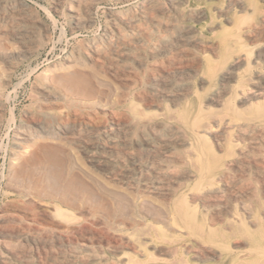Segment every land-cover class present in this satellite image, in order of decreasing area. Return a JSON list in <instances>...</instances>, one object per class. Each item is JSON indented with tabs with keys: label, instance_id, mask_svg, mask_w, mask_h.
<instances>
[{
	"label": "rangeland",
	"instance_id": "1",
	"mask_svg": "<svg viewBox=\"0 0 264 264\" xmlns=\"http://www.w3.org/2000/svg\"><path fill=\"white\" fill-rule=\"evenodd\" d=\"M5 1L6 3H4V7L6 9L4 8V11H6V13H9V14L11 13V15H13L12 16L13 18L12 17L9 18L8 14L6 15V17L5 15L0 14L1 16L0 17V69H1L0 70V73H1L0 81L2 80V78H7V82H6L7 85L3 81L0 82L1 83L0 84V94H1L0 95V105H1L0 106V109H1L0 110L1 112L0 113L1 114L0 115V126H1L0 127V212H1L0 221L3 220L0 222V237L4 236L6 237L5 239L8 238V240L10 241V244L11 245L13 244L12 246H14L17 250L21 249L24 252L26 251V254L28 255V260H30L28 261L29 262L28 264H41L43 262L45 263L47 253H50L51 250H52L51 251L52 253L59 252L61 250L60 247H62V244H69L71 246L74 245L78 247H84L86 245L91 246V248L96 249V252L102 258L104 257L106 261L108 260L107 261V263L109 262L108 264H121V259L124 256L145 259L149 255H151L150 253L152 252L155 257H160L161 256L160 252H156V250L152 248V246L154 245L170 246L173 259L170 262H165V264H234L238 258L237 252L239 251V249H242L243 247L241 245L243 242L240 239L237 240L234 238L232 240L224 239V240L217 241L215 244H213V248L223 251L222 253L223 255L219 258L208 259L206 262H200V260H198V258L196 257V253H195L196 248L194 245L190 244L191 238H199L198 234L200 233H198V231L204 232L205 230H208L209 226H211L210 220L212 216V211L214 210L212 209V211L211 210L205 211L203 203L197 200L196 198H194L193 194H191L192 190H190L189 188L194 187V184L196 183V181L195 180H187V181L179 180L178 181V179H175V178L174 179L172 178V180L170 179L169 181H166L165 179H162L161 177L155 178L154 174L148 169L147 166L150 165L149 162L151 161L152 158H156L159 156L166 157V155L169 153L167 152L168 151L167 149L172 146H169V144H164L163 141L162 143L160 141H156V142L153 141L155 144L151 142L150 145L147 146L142 142L141 143L138 142V140H136V137H134L133 135L125 133L122 127L128 122L129 112L131 109H135L141 112L142 111L150 112L151 115H153V112L162 113L163 114L162 116L165 117L166 120L170 121V118L168 116L170 111L168 108L172 107L173 109H176V111L183 114L186 118L191 119V117H193L194 114L196 113L199 104L203 105L209 99L212 93L215 92L216 85H214L213 80L215 78V75L217 74L216 70L218 69V71H220L222 68L227 67L228 65L232 64V62L239 63V67L237 69V74H235V78L231 80V86L233 85L232 91L230 94H228L225 97V99L226 100L228 99L227 105H230V107H235L237 100L239 99L237 96L236 90H235L236 89L235 84L237 85V81L244 79L245 77L252 76L256 72L261 71L260 73H264V67H263L264 60H262V62L260 60L259 62H257V64L254 62V57L258 51H262L264 53V50H263L264 49V46H263L264 45L263 43L264 42V32H263L264 30V18L263 17L264 16H261L264 14V0H243L245 2L246 11L241 10V8L237 6L235 0H232V1L231 0H186L184 2L185 6L187 7L190 6L189 8L191 9H196L200 7L202 9V14H204L202 15V17L201 16L199 18L195 17V19H193L192 22H190L188 19L185 21V24L192 23L193 25L192 33H193L194 40L192 42L187 41V40L185 41L182 40L180 44L181 46L179 48H177L176 50H172L171 53L169 54H162L159 49L160 48L159 44H157L158 42H155V41H158V37L160 36H163V37L168 36L167 38L175 37V34H177L178 32L163 30L164 32L159 31L158 33L154 31V34L148 37L144 44L133 46V49H132L133 51L130 56H127L125 58L114 57L115 60H112V63L114 62L117 66V69L115 71L111 70L108 64L99 65V63L96 64L95 61L93 62L89 59L88 54L90 51V42L92 39L98 38L99 36H101L104 29L108 25H110L111 19H109L110 16L108 15L110 8L115 10L116 12H121L123 14H129V15L131 14L135 16L138 14L139 7L141 6V4H143L146 0H137V1L136 0H129V1L128 0H109V1L108 0H97L98 5L94 13V24L91 26H83V27L77 28L74 30V33L72 31L73 29H72L71 16L68 12V9L71 6L73 0H68L67 2L66 0L64 1L62 0H50V1L49 0H37V1L36 0H26L29 4L28 13L22 12L20 7L16 4L15 0H5ZM55 3L58 4L57 9H55V5H56ZM191 3L192 5L194 4L193 7ZM40 4L42 6H40ZM249 7L250 8L252 7V8L250 9ZM8 10H11V11H8ZM35 10L37 12L34 13ZM62 10L64 11L62 12ZM224 12H227V13L224 15L222 14ZM19 15H22V16L19 17ZM42 16L44 19L42 18ZM223 18L225 19L223 20ZM41 19L43 20V22ZM259 20H261L262 22ZM253 21L255 22L252 23ZM27 22L29 25L26 24ZM139 24L141 27H146L145 26L146 24L143 21L139 22ZM3 25L5 27H3ZM48 29L49 30L51 29V30L47 32ZM244 29L247 31H244ZM21 30L24 32H22ZM61 33L63 36L60 35ZM126 33L128 36L130 35L129 38L133 36V34L131 32L129 33V31ZM257 33L259 35L256 36ZM58 35H59V38H57ZM222 39L224 40V42ZM200 40L202 41L200 42ZM24 43L27 45L28 51L26 52V54H21L20 49L23 48ZM253 44H256V45H253ZM12 45H15V46H12ZM184 45L186 46L184 47ZM31 46H35V49L34 47L32 48ZM40 47L42 48V50ZM81 47H84V48H81ZM158 49H159V53L157 51ZM255 49H257L258 51ZM73 50H74L73 53L80 59L78 60L79 62L62 63V57L65 56V54L71 53ZM83 53H86V54H83ZM215 53H216V56L214 55ZM14 54L16 55L14 56ZM20 54L22 55L23 58L21 57ZM171 54H173V56ZM133 55L136 58H134ZM239 58L242 60H240ZM211 60H216L218 68L215 70V72H213V70H209V65L211 63ZM12 62L16 65L11 64ZM18 66H21V67H18ZM123 66L124 68H122ZM33 67L34 69H32ZM88 67H91L92 70ZM158 67L161 69H159ZM75 69L76 71L78 70L79 71L76 72ZM88 69H90V71ZM19 72L21 73L20 76H19ZM68 73L70 76L68 75ZM33 77L35 78V80H33ZM161 80H163L166 83L168 82V85L164 86L163 85L164 82ZM31 83H33V86ZM155 84L157 86L159 85L158 87L160 88L164 87L166 89L165 91L167 92V94H170V96L167 95V96L159 97V98L154 96L155 97L154 98L153 92L150 91L151 90L150 87H152V85L154 86ZM19 85H22V86H19ZM42 85H45V86H42ZM46 89L49 90L50 92L47 91ZM129 91L130 93L132 91V93L130 94ZM147 93H148V96H147ZM171 95L173 96L172 98L177 97L175 104L174 102H172L170 98ZM136 98L137 100L140 99L139 103L136 100ZM149 98H150V101H148ZM147 101H148V104H146ZM52 102H54L53 103L54 105L52 104ZM160 102H162L163 104ZM159 104H160V107L158 106ZM34 106H36L35 109H34ZM63 106L64 108H66V110L63 108ZM161 106H163V108ZM60 109H64V110L62 111ZM84 109L87 111H85ZM125 111H126V114H125ZM121 117H123L124 119H122ZM92 128L94 129V131H92L93 130ZM15 129L16 131H14ZM106 131L109 135L106 133ZM18 134H20V138L18 137ZM117 134L119 135V137ZM72 135L73 136L75 135V136L73 137ZM14 136H17V137H14ZM113 136L116 139L112 138ZM11 141L13 143H11ZM20 141H22L23 143L21 142L20 144ZM115 141L121 142V143L116 144ZM209 141L211 143L210 149L212 151L218 152L219 151L218 148L214 145V143L211 142L212 139L200 140L197 144L198 146H201L204 144L209 145L208 143ZM112 145L113 147H111ZM170 145H174V144H170ZM95 149H98V150H95ZM85 151L88 153H86ZM165 151L167 153L166 155H165ZM110 157H113V158H110ZM117 163H119L120 165L122 163V166H120ZM189 167H191L190 164H189ZM251 167H253L252 170L254 171L251 170L248 172L249 174L247 175V178L245 181L246 183L243 182L242 184H239L240 186L237 188L238 189L237 192L238 193L241 191L243 192L246 189L251 190L252 195H253V203H254L253 210H254V213L258 215L259 214V202L261 201V199L264 200V184H263L262 177H258L256 174V171H255L256 166L252 165ZM144 170L146 172H144ZM178 170L180 171L181 168L170 171L172 173L168 172L166 177L172 176V174H175V173L176 174L179 173ZM36 171H38V173ZM126 173L128 174L129 178ZM150 175H152L151 176L152 178L150 177ZM172 177H174V175ZM31 178L33 181L31 180ZM110 178H112L111 179L112 181L110 180ZM118 180L120 181L118 182ZM128 180L130 182H128ZM157 180H159L160 182ZM69 181L73 183H70ZM133 182L135 183L133 184ZM259 184L261 187L259 186ZM146 185L147 186L150 185V186L147 187ZM148 188L151 189V191ZM165 188H167V190ZM163 190H166L167 192H169L170 195L164 192ZM158 191H163V193L159 194ZM155 196H157L158 198H154ZM120 199L123 202H121ZM230 203H231L233 212H235V210L238 211L237 202L235 200H231ZM121 204L123 207L121 206ZM11 205H13V208H11L12 207ZM113 205H114V208H113ZM148 205L150 206L152 205V206L150 207ZM177 205H179L182 208V211H184L185 216L188 215L192 219V223L194 225L193 227H195L197 232L192 227H187V225H185V228H182V229H179L178 226H176V224L174 223L173 217L176 216L174 212H176V210L178 209ZM147 206L149 209L147 208ZM216 208H219V206H216ZM147 210H149L148 211L149 213L147 212ZM165 211L168 214L167 213L165 214L164 213ZM128 212H129V215H128ZM225 217H230V216L225 215ZM99 218H101L102 221ZM27 219H29V221ZM176 219L179 220V218L177 217ZM130 220L132 222L133 221L135 222L132 223ZM137 224H140V225H137ZM221 225L222 224H218L216 227L219 228L221 227ZM96 227H97V230H96ZM103 227L104 228L108 227V228L104 230ZM78 231L80 234L77 233ZM20 235L22 236L21 239L18 238V236ZM3 239L0 238V242ZM79 239L80 241H78ZM238 243H240L239 244L240 246L236 247L235 245H237ZM153 250L155 251V253ZM155 254H159V255H155ZM30 257L32 259H30Z\"/></svg>",
	"mask_w": 264,
	"mask_h": 264
},
{
	"label": "bare ground",
	"instance_id": "2",
	"mask_svg": "<svg viewBox=\"0 0 264 264\" xmlns=\"http://www.w3.org/2000/svg\"><path fill=\"white\" fill-rule=\"evenodd\" d=\"M37 1V0H36ZM35 1V2H36ZM50 1V0H49ZM64 1V0H62ZM68 0H66L67 2ZM109 1V0H108ZM129 1V0H128ZM137 1V0H136ZM186 0H146L139 7L137 15L123 14L121 12H116L113 9H109V16L111 19L110 25H108L101 36L94 38L90 42V51L88 57L91 61H95L99 65L108 64L111 70L115 71L117 69L116 64L112 60L114 57H127L132 54L133 46L144 44L148 37L152 36L155 32L159 31H177L175 37L167 38L160 36L158 37L159 49L162 54H169L172 50H176L181 45L182 40L193 41V31L192 23L185 24L188 19L192 22L195 17H202V9L196 8L191 9L184 5ZM232 1V0H231ZM237 6L241 10H245V2L243 0H235ZM9 2V1H8ZM7 2V3H8ZM13 2V1H12ZM16 4L20 7L22 12H27L29 9V4L26 0H15ZM31 2V1H30ZM46 2V1H45ZM164 2V3H163ZM5 0H0V14L6 15L11 18L13 15L11 13H6L4 11ZM38 3V2H37ZM58 3V2H57ZM101 3V2H100ZM103 3V2H102ZM166 3V5H165ZM189 3V2H188ZM230 3V2H229ZM56 4V3H55ZM63 4V3H62ZM71 4V3H70ZM107 4V3H106ZM109 4V3H108ZM115 4V3H114ZM121 4V2H120ZM140 4V3H139ZM7 5V4H5ZM9 5V4H8ZM11 5V4H10ZM61 5V4H60ZM98 5L97 0H73L68 12L71 16L72 31L83 26H91L94 24V13ZM111 5V4H110ZM109 5V6H110ZM131 5V4H130ZM133 5V4H132ZM192 5V3H191ZM194 5V4H193ZM192 5V7H193ZM13 6V5H12ZM40 6H42L40 4ZM122 6V5H121ZM120 6V7H121ZM128 6V5H127ZM217 6V5H216ZM11 7V6H10ZM64 7V6H63ZM99 7V6H98ZM112 7V6H111ZM221 7V6H220ZM261 7V6H260ZM37 8V7H36ZM54 8V7H53ZM58 8V4L55 5V9ZM67 8V7H66ZM65 8V10H66ZM102 8V7H101ZM118 8V7H117ZM219 8V7H218ZM225 8V7H224ZM247 8V7H246ZM250 8V7H249ZM252 8V7H251ZM250 8V9H251ZM263 8V7H262ZM6 9V8H5ZM14 9V8H13ZM19 9V8H18ZM51 9V8H50ZM107 9V10H108ZM115 9V8H114ZM220 9V8H219ZM232 9V8H231ZM248 9V8H247ZM31 10V8H30ZM38 10V9H37ZM54 10V9H53ZM59 10V9H58ZM118 10V9H117ZM127 10V9H126ZM129 10V9H128ZM131 10V9H130ZM262 10V9H261ZM11 11V10H8ZM17 11V10H16ZM41 11V10H40ZM61 11V10H60ZM64 10H62L63 12ZM135 11V10H134ZM221 11V10H220ZM246 11V10H245ZM244 11V12H245ZM249 11V10H248ZM37 12L36 10L34 13ZM56 12V11H55ZM67 12V11H66ZM106 12V11H105ZM123 12V11H122ZM19 13V12H18ZM21 13V12H20ZM30 13V12H29ZM33 13V11H32ZM224 12L222 14H226ZM17 14V13H16ZM22 14V13H21ZM24 14V13H23ZM38 14V13H37ZM36 14V15H37ZM25 15V14H24ZM49 15V13H48ZM22 15H19V17ZM51 16V15H50ZM54 16V15H53ZM105 16V15H104ZM258 16V14H257ZM261 16H264L261 15ZM1 17V16H0ZM31 17V16H30ZM52 17V16H51ZM99 17V16H98ZM101 17V16H100ZM228 17V16H227ZM3 18V17H2ZM13 18V17H12ZM37 18V17H36ZM43 18V16H42ZM49 18V17H48ZM54 18V17H53ZM65 18V17H64ZM63 18V19H64ZM196 18V19H197ZM264 18V17H263ZM25 19V18H24ZM34 19V18H33ZM44 19V18H43ZM47 19V18H46ZM45 19V20H46ZM61 19V18H60ZM225 18H223L224 20ZM256 19V18H255ZM21 20V19H20ZM27 20V18H26ZM31 20V19H30ZM28 20V21H30ZM37 20V19H36ZM40 20V19H39ZM42 20V19H41ZM52 20V19H51ZM228 20V19H227ZM241 20V19H240ZM14 21V20H13ZM19 21V20H18ZM32 21V20H31ZM54 21V20H53ZM70 21V20H69ZM105 21V20H104ZM107 21V19H106ZM145 22L146 27H141L139 22ZM217 21V20H215ZM232 21V20H231ZM261 21V20H259ZM16 22V21H15ZM43 22V20H42ZM103 22V21H102ZM245 22V21H244ZM253 21L252 23H254ZM262 22V21H261ZM7 23V22H6ZM19 23V22H18ZM22 23V22H20ZM47 23V22H46ZM45 23V24H46ZM53 23V22H52ZM100 23V22H99ZM107 23V22H106ZM211 23V22H210ZM28 24V22L26 23ZM43 24V23H42ZM49 24V23H48ZM54 24V23H53ZM52 24V25H53ZM57 24V23H56ZM102 24V23H101ZM215 24V23H214ZM229 24V23H228ZM251 24V23H250ZM259 24V23H258ZM16 25V24H15ZM20 25V24H19ZM29 25V24H28ZM41 25V23H40ZM143 25V24H142ZM256 25V24H254ZM7 26V25H6ZM10 26V25H9ZM48 26V25H47ZM46 26V27H47ZM63 26V25H62ZM67 26V25H66ZM97 26V25H96ZM218 26V25H217ZM252 26V25H251ZM3 27H5L3 25ZM30 27V26H28ZM32 27V26H31ZM35 27V26H34ZM38 27V26H37ZM45 27V26H44ZM100 27V26H99ZM219 27V26H218ZM253 27V26H252ZM260 27V26H259ZM257 27V28H259ZM41 28V26H40ZM49 28V27H48ZM54 28V27H53ZM56 28V26H55ZM87 28V27H86ZM96 28V27H94ZM237 28V27H235ZM256 28V29H257ZM8 29V28H7ZM28 29V28H27ZM65 29V27H64ZM99 29V28H98ZM103 29V28H102ZM183 29V30H182ZM262 29V28H260ZM3 30V29H2ZM16 30V29H15ZM18 30V29H17ZM32 30V29H31ZM51 30V29H50ZM49 29L47 30L50 31ZM53 30V29H52ZM60 30V29H59ZM88 30V29H87ZM101 30V29H100ZM252 30V29H251ZM259 30V29H258ZM14 31V30H13ZM19 31V30H18ZM22 31V30H21ZM26 31V30H25ZM71 31V30H70ZM131 32L133 36L129 38L126 32ZM244 31H247L244 29ZM12 32V31H10ZM24 32V31H22ZM32 32V31H31ZM67 32V31H66ZM82 32V31H81ZM96 32V31H95ZM164 32V31H163ZM171 32V33H172ZM250 32V31H249ZM252 32V31H251ZM264 32V30H263ZM3 33V32H2ZM39 33V31H38ZM60 33V32H59ZM89 33V32H88ZM161 33V32H160ZM242 33V32H241ZM248 33V32H247ZM253 33V32H252ZM8 34V33H7ZM18 34V33H17ZM24 34V33H22ZM80 34V33H79ZM90 34V33H89ZM205 34V33H204ZM246 34V33H244ZM5 35V34H4ZM12 35V34H11ZM39 35V34H38ZM62 35V33L60 34ZM259 35L258 33L256 36ZM14 36V35H13ZM16 36V35H15ZM21 36V35H20ZM31 36V35H30ZM29 36V37H30ZM63 36V35H62ZM80 36V35H79ZM170 36V35H169ZM205 36V35H204ZM243 36V35H242ZM11 37V36H10ZM28 37V36H27ZM78 37V36H77ZM94 37V36H93ZM21 38V37H19ZM33 38V37H32ZM38 38V37H37ZM59 38V35L58 37ZM61 38V37H60ZM84 38V37H83ZM245 38V37H244ZM252 38V37H251ZM10 39V38H9ZM14 39V38H13ZM62 39V38H61ZM79 39V38H78ZM86 39V38H85ZM197 39V38H196ZM201 39V38H200ZM209 39V38H208ZM11 40V39H10ZM47 40V39H46ZM56 40V39H55ZM70 40V39H69ZM150 40V39H149ZM223 40V39H222ZM22 41V39H21ZM27 41V40H26ZM34 41V40H33ZM54 41V39H53ZM61 41V40H60ZM86 41V40H84ZM83 41V42H84ZM197 41V40H196ZM202 40H200L201 42ZM210 41V40H209ZM12 42V41H11ZM16 42V41H15ZM74 42V40H73ZM151 42V41H150ZM154 42V41H153ZM204 42V41H203ZM224 42V40H223ZM222 42V43H223ZM242 42V41H241ZM263 42V41H261ZM20 43V42H19ZM34 43V42H33ZM50 43V42H49ZM55 43V42H54ZM69 43V42H68ZM249 43V42H248ZM264 43V42H263ZM5 44V43H4ZM30 44V43H29ZM38 44V43H36ZM41 44V43H40ZM83 44V43H82ZM89 44V43H88ZM148 44V43H147ZM207 44V43H206ZM217 44V42H216ZM229 44V43H228ZM235 44V43H234ZM8 45V44H7ZM68 45V44H67ZM149 45V44H148ZM215 45V44H214ZM232 45V43H231ZM246 45V44H245ZM250 45V44H249ZM256 45V44H253ZM6 46V45H5ZM11 46V45H10ZM15 46V45H12ZM49 46V45H48ZM74 46V45H73ZM80 46V45H79ZM145 46V45H144ZM155 46V45H154ZM186 45H184L185 47ZM206 46V45H205ZM212 46V44H211ZM236 46V45H235ZM248 46V45H247ZM261 46V45H260ZM264 46V45H263ZM32 48L35 46H31ZM30 47V48H31ZM75 47V46H74ZM73 47V48H74ZM86 47V46H85ZM204 47V46H203ZM207 47V46H206ZM218 47V46H217ZM227 47V46H226ZM241 47V46H240ZM245 47V46H244ZM5 48V47H4ZM41 48V47H40ZM84 48V47H81ZM154 48V47H153ZM201 48V47H200ZM215 48V47H214ZM159 49L157 50L159 53ZM184 49V48H183ZM188 49V48H187ZM209 49V48H208ZM211 49V48H210ZM18 50V49H17ZM21 54H26L27 45L24 43L23 48L20 49ZM19 50V51H20ZM42 50V48H41ZM63 50V49H62ZM81 50V49H79ZM136 50V49H135ZM156 50V49H155ZM186 50V49H185ZM190 50V49H189ZM203 50V49H202ZM234 50V49H233ZM257 50V49H255ZM261 50V49H260ZM264 50V49H263ZM15 51V50H14ZM40 51V49H39ZM83 51V49H82ZM81 51V52H82ZM182 51V50H181ZM192 51V49H191ZM235 51V50H234ZM258 51V50H257ZM11 52V51H10ZM35 52V51H34ZM33 52V53H34ZM74 50L65 54L62 57V63L79 62L80 60L74 53ZM80 52V51H79ZM184 52V51H183ZM189 52V51H188ZM213 52V51H212ZM13 53V52H12ZM16 53V52H15ZM19 53V52H18ZM66 53V52H65ZM227 53V52H226ZM4 54V53H3ZM8 54V53H7ZM20 54V55H21ZM35 54V53H34ZM33 54V55H34ZM86 54V53H83ZM150 54V53H149ZM230 54V53H229ZM264 53L258 51L254 57V62L257 64L261 60H264ZM16 54H14L15 56ZM139 55V53H138ZM145 55V54H144ZM148 55V54H147ZM173 56V54H171ZM216 56V53L214 54ZM235 55V54H234ZM239 55V54H237ZM252 55V54H251ZM10 56V55H9ZM8 56V57H9ZM26 56V55H25ZM61 56V55H60ZM84 56V55H83ZM134 56V55H133ZM167 56V55H166ZM177 56V55H176ZM197 56V55H196ZM236 56V55H235ZM11 57V56H10ZM22 57V55H21ZM87 57V56H86ZM85 57V58H86ZM151 57V56H150ZM169 57V55H168ZM182 57V55H181ZM198 57V56H197ZM224 57V56H223ZM240 57V56H239ZM244 57V56H243ZM252 57V56H251ZM23 58V57H22ZM46 58V57H45ZM134 58H136L134 56ZM144 58V56H143ZM163 58V56H162ZM191 58V57H190ZM199 58V57H198ZM132 59V58H131ZM141 59V58H140ZM189 59V58H188ZM197 59V58H196ZM202 59V58H201ZM238 59V58H237ZM240 59V58H239ZM253 59V58H252ZM11 60V59H9ZM26 60V59H25ZM38 60V59H37ZM61 60V59H60ZM86 60V59H85ZM145 60V59H144ZM163 60V59H162ZM182 60V58H181ZM236 60V59H235ZM242 60V59H240ZM8 61V60H7ZM18 61V60H17ZM16 61V62H17ZM120 61V60H119ZM152 61V60H151ZM154 61V60H153ZM175 61V60H174ZM247 61V60H246ZM21 62V61H20ZM60 62V61H59ZM124 62V61H123ZM150 62V61H148ZM159 62V61H158ZM169 62V60H168ZM196 62V61H195ZM235 62V61H234ZM34 63V62H33ZM32 63V64H33ZM55 63V62H54ZM86 63V61H85ZM90 63V62H89ZM127 63V62H126ZM131 63V62H130ZM129 63V64H130ZM134 63V62H133ZM157 63V62H156ZM183 63V62H182ZM189 63V62H188ZM187 63V64H188ZM7 64V63H5ZM11 64H14L13 62ZM52 64V63H51ZM84 64V63H82ZM144 64V63H143ZM171 64V63H169ZM173 64V63H172ZM181 64V63H180ZM263 64V63H262ZM16 65V64H14ZM30 65V64H29ZM149 65V64H148ZM147 65V67H148ZM161 65V63H160ZM158 65V66H160ZM241 65V64H240ZM26 66V65H25ZM65 66V64H64ZM75 66V65H74ZM73 66V67H74ZM94 66V65H92ZM155 66V65H154ZM167 66V65H166ZM173 66V65H171ZM185 66V65H183ZM187 66V65H186ZM194 66V65H193ZM201 66V65H200ZM258 66V65H257ZM263 66V65H262ZM261 66V67H262ZM21 67V66H18ZM71 67V66H70ZM239 63H233L227 67L222 68L218 71V66L216 60H211L209 65V70H213L216 75L214 78V85H216L215 92L209 97V99L202 105L199 104L196 113L193 117L186 118L183 114L176 111L172 107L169 109L170 121L163 117L162 113H155L153 115L146 111H137L131 109L129 112V120L122 127L124 132L131 134L136 137L138 142H142L145 145H150L151 142L162 141L164 144H169L172 146L165 151L166 157L159 156L152 158L149 162L148 169L154 174L155 178L161 177L166 181L172 178L178 179V181L183 180H195L196 183L194 187L189 188L192 190L193 197L203 203L205 211L214 209L212 211V216L210 220V225L208 230L204 232L198 231L199 238H191L192 245L195 246L196 257L200 262H206L208 259H215L221 257L223 251L214 249L213 244L219 240L224 239H237L241 240L243 247L239 249L237 261L234 264H264V200L261 199L259 202V214L254 213V203L253 195L250 189H246L243 192H237V188L246 181L248 172L252 170V165L256 166V174L258 177H262L264 184V73L256 72L254 75L245 77L244 79L238 80L236 87V93L238 96L237 103L235 107H230L227 105L225 97L231 93L232 87L231 80L235 78L237 74V69ZM260 67V65H259ZM264 67V66H263ZM24 68V67H23ZM31 68V67H30ZM36 68V67H35ZM82 68V66H81ZM91 69V67H88ZM103 68V67H102ZM124 68V66L122 67ZM159 68V67H158ZM18 69V68H17ZM34 69V67L32 68ZM85 69V68H84ZM90 69H88L90 71ZM95 69V68H94ZM161 69V68H159ZM178 69V68H177ZM196 69V68H195ZM1 70V69H0ZM7 70V69H6ZM27 70V69H26ZM25 70V71H26ZM31 70V69H30ZM72 70V69H71ZM92 70V69H91ZM104 70V69H102ZM101 70V71H102ZM153 70V69H152ZM194 70V69H193ZM33 71V70H32ZM73 71V70H72ZM76 71V69H75ZM79 71V70H78ZM76 71V72H78ZM85 71V70H84ZM87 71V70H86ZM106 71V69H105ZM118 71V70H117ZM148 71V70H147ZM172 71V70H171ZM252 71V69H251ZM257 71V70H255ZM254 71V72H255ZM259 71V70H258ZM2 72V71H1ZM74 72V71H73ZM82 72V71H81ZM100 72V71H99ZM108 72V71H107ZM133 72V70H132ZM141 72V71H140ZM145 72V70H144ZM163 72V71H162ZM169 72V71H168ZM183 72V71H182ZM200 72V71H198ZM26 73V72H25ZM31 73V72H30ZM86 73V72H85ZM127 73V72H126ZM130 73V72H129ZM167 73V72H166ZM180 73V72H179ZM248 73V72H247ZM1 74V73H0ZM19 72V76H20ZM78 74V73H76ZM107 74V73H106ZM105 74V75H106ZM139 74V73H138ZM141 74V73H140ZM157 74V73H155ZM189 74V73H188ZM6 75V74H4ZM53 75V74H52ZM59 75V74H58ZM69 75V73H68ZM86 75V74H85ZM109 75V73H108ZM151 75V74H149ZM180 75V74H179ZM183 75V74H182ZM1 76V75H0ZM24 76V75H23ZM22 76V77H23ZM70 76V75H69ZM113 76V75H112ZM119 76V75H118ZM132 76V75H131ZM143 76V75H142ZM171 76V75H170ZM173 76V75H172ZM29 77V76H28ZM72 77V76H71ZM81 77V76H80ZM89 77V76H88ZM160 77V76H159ZM158 77V78H159ZM193 77V76H192ZM2 78V77H1ZM9 78V77H8ZM43 78V77H42ZM49 78V77H48ZM56 78V77H55ZM157 78V79H158ZM162 78V77H161ZM186 78V77H185ZM13 79V77H12ZM23 79V78H22ZM80 79V78H79ZM125 79V78H124ZM137 79V78H136ZM160 79V78H159ZM168 79V78H167ZM188 79V78H187ZM10 80V79H9ZM18 80V79H17ZM21 80V79H20ZM33 80L35 78L33 77ZM134 80V79H133ZM138 80V79H137ZM143 80V79H142ZM5 84L7 78H2ZM0 81V82H1ZM12 81V80H11ZM29 81V80H28ZM56 81V80H54ZM136 81V80H135ZM141 81V80H140ZM163 81V80H161ZM166 81V80H165ZM169 81V80H168ZM175 81V80H174ZM196 81V80H195ZM202 81V80H200ZM235 81V80H234ZM79 82V81H78ZM120 82V81H119ZM133 82V81H132ZM138 82V81H137ZM164 82V81H163ZM11 83V82H10ZM18 83V82H17ZM44 83V82H43ZM76 83V81H75ZM93 83V82H92ZM199 83V82H198ZM1 84V83H0ZM9 84V83H8ZM20 84V83H19ZM23 84V82H22ZM33 86V83H31ZM140 84V83H138ZM142 84V82H141ZM171 84V83H170ZM189 84V83H188ZM201 84V83H200ZM203 84V83H202ZM7 85V84H6ZM17 85V84H16ZM15 85V86H16ZM55 85V84H54ZM61 85V84H60ZM83 85V84H82ZM131 85V84H130ZM136 85V84H135ZM148 85V84H147ZM150 85V84H149ZM164 86L168 85V82H164ZM175 85V84H174ZM22 86V85H19ZM45 86V85H42ZM65 86V84H64ZM70 86V84H69ZM128 86V85H127ZM132 86V85H131ZM138 86V85H137ZM159 86V85H158ZM156 84L150 87V91L153 92V97L156 96L164 97L170 96L165 91L164 87L160 88ZM41 87V86H40ZM178 87V86H176ZM175 87V89H176ZM205 87V86H204ZM48 88V87H47ZM63 88V87H62ZM65 88V87H64ZM82 88V87H81ZM89 88V87H88ZM126 88V86H125ZM130 88V87H129ZM173 88V87H172ZM208 88V87H207ZM37 89V88H36ZM44 89V88H43ZM60 89V88H59ZM80 89V87H79ZM87 89V88H86ZM133 89V88H132ZM181 89V88H179ZM189 89V88H188ZM47 90V89H46ZM52 90V89H51ZM55 90V89H54ZM74 90V89H73ZM97 90V89H96ZM110 90V89H109ZM134 90V89H133ZM136 90V89H135ZM174 90V89H173ZM15 91V90H14ZM41 91V90H40ZM45 91V90H44ZM49 91V90H47ZM76 91V90H75ZM122 91V90H121ZM170 91V90H169ZM172 91V90H171ZM35 92V91H34ZM50 92V91H49ZM53 92V91H52ZM60 92V91H59ZM58 92V93H59ZM104 92V91H103ZM146 92V90H145ZM178 92V91H177ZM188 92V91H187ZM203 92V91H202ZM37 93V92H36ZM54 93V92H53ZM57 93V94H58ZM111 93V92H110ZM128 93V92H126ZM125 93V94H126ZM130 93V91H129ZM132 93V91H131ZM130 93V94H131ZM176 93V92H175ZM210 93V92H209ZM16 94V93H15ZM33 94V93H32ZM35 94V93H34ZM49 94V93H48ZM51 94V93H50ZM137 94V93H136ZM1 95V94H0ZM5 95V93H4ZM3 95V96H4ZM41 95V94H39ZM54 95V94H53ZM150 95V94H149ZM62 96V95H60ZM92 96V95H91ZM114 96V95H113ZM128 96V95H127ZM126 96V97H127ZM137 96V95H136ZM135 96V97H136ZM148 96V93H147ZM192 96V94H191ZM194 96V95H193ZM2 97V96H1ZM44 97V96H43ZM58 97V96H57ZM76 97V96H75ZM134 97V96H133ZM172 102H176V98H172ZM234 97V96H233ZM4 98V97H3ZM2 98V99H3ZM38 98V97H37ZM42 98V97H41ZM121 98V97H120ZM141 98V97H140ZM155 98V97H154ZM46 99V97H45ZM87 99V98H86ZM103 99V98H102ZM123 99V98H122ZM121 99V101H122ZM195 99V97H194ZM231 99V98H230ZM36 100V99H35ZM66 100V99H65ZM126 100V99H125ZM137 100V98H136ZM140 100V99H139ZM139 100L138 103H139ZM142 100V99H141ZM181 100V99H180ZM202 100V99H201ZM42 101V100H41ZM54 101V100H53ZM57 101V100H56ZM77 101V100H76ZM144 101V100H143ZM150 101V98L149 100ZM148 101L146 104H148ZM159 101V100H158ZM163 101V100H162ZM233 101V100H232ZM4 102V101H3ZM2 102V103H3ZM39 102V101H38ZM47 102V101H46ZM157 102V101H156ZM195 102V100H194ZM36 103V102H35ZM54 102H52L53 104ZM63 103V101H62ZM126 103V102H125ZM155 103V102H154ZM162 103V102H160ZM165 103V102H164ZM56 104V102H55ZM163 104V103H162ZM4 105V104H3ZM36 105V104H35ZM54 105V104H53ZM52 105V106H53ZM66 105V104H65ZM64 105V106H65ZM68 105V104H67ZM71 105V104H70ZM105 105V104H104ZM157 105V104H156ZM169 105V104H168ZM195 105V104H194ZM1 106V105H0ZM41 106V105H40ZM48 106V105H47ZM63 106V108H64ZM73 106V105H72ZM121 106V105H120ZM160 107V104L158 105ZM170 106V105H169ZM36 106H34L35 109ZM45 107V105H44ZM76 107V106H75ZM118 107V106H117ZM149 107V106H148ZM163 108V106H161ZM178 107V106H177ZM50 108V107H49ZM60 108V107H59ZM78 108V107H77ZM76 108V109H77ZM138 108V107H137ZM6 109V108H5ZM29 109V108H28ZM38 109V108H37ZM44 109V108H43ZM66 110V108H64ZM60 109V110H64ZM74 109V107H73ZM81 109V108H80ZM98 109V108H97ZM118 109V108H117ZM142 109V108H141ZM145 109V108H144ZM1 110V109H0ZM33 110V109H32ZM59 110V112H60ZM69 110V108H68ZM78 110V109H77ZM85 110V109H84ZM128 110V109H127ZM140 110V109H139ZM46 111V110H45ZM44 111V112H45ZM87 111V110H85ZM110 111V110H109ZM155 111V110H154ZM47 112V111H46ZM72 112V111H71ZM77 112V111H76ZM160 112V111H159ZM1 113V112H0ZM9 113V112H8ZM11 113V112H10ZM39 113V112H38ZM37 113V114H38ZM41 113V112H40ZM52 113V112H50ZM80 113V112H78ZM42 114V113H41ZM47 114V113H46ZM58 114V113H57ZM65 114V113H63ZM85 114V113H84ZM94 114V113H93ZM126 114V111H125ZM128 114V113H127ZM1 115V114H0ZM33 115V114H32ZM70 115V114H69ZM82 115V114H81ZM80 115V116H81ZM86 115V114H85ZM95 115V114H94ZM119 115V113H118ZM5 116V115H4ZM49 116V115H48ZM87 116V115H86ZM114 116V115H113ZM121 116V115H120ZM128 116V115H127ZM59 117V115H58ZM64 117V115H63ZM69 117V116H68ZM73 117V116H72ZM85 117V116H84ZM126 117V116H125ZM190 117V116H189ZM10 118V117H9ZM40 118V117H39ZM42 118V117H41ZM70 118V117H69ZM83 118V116H82ZM113 118V117H112ZM124 119L123 117H121ZM7 119V117H6ZM46 119V118H45ZM57 119V118H56ZM55 119V120H56ZM91 119V118H90ZM3 120V119H2ZM5 120V119H4ZM52 120V119H51ZM61 120V118H60ZM67 120V119H66ZM71 120V119H70ZM11 121V120H10ZM57 121V120H56ZM87 121V120H86ZM117 121V120H116ZM5 122V121H4ZM49 122V121H48ZM119 122V121H118ZM56 123V122H55ZM59 123V121H58ZM122 123V122H121ZM23 124V123H22ZM63 124V122H62ZM68 124V123H67ZM66 124V125H67ZM70 124V123H69ZM25 125V124H24ZM73 125V124H72ZM84 125V124H83ZM111 125V124H110ZM31 126V125H30ZM45 126V125H44ZM49 126V125H48ZM47 126V127H48ZM54 126V125H53ZM57 126V125H56ZM55 126V127H56ZM60 126V125H59ZM87 126V125H86ZM91 126V125H90ZM89 126V127H90ZM1 127V126H0ZM18 127V126H17ZM16 127V128H17ZM78 127V126H77ZM92 127V126H91ZM100 127V126H99ZM104 127V126H103ZM108 127V126H107ZM116 127V126H114ZM113 127V129H114ZM35 128V127H34ZM61 128V127H60ZM66 128V127H65ZM75 128V127H74ZM111 128V127H110ZM23 129V128H22ZM44 129V128H43ZM52 129V128H51ZM73 129V128H72ZM81 129V128H80ZM85 129V128H84ZM91 129V128H90ZM93 129V128H92ZM95 129V127H94ZM94 129L92 131H94ZM102 129V128H101ZM116 129V128H115ZM75 130V129H74ZM82 130V129H81ZM87 130V129H86ZM107 130V129H106ZM121 130V129H120ZM16 131V129L14 130ZM23 131V130H22ZM31 131V130H30ZM49 131V130H48ZM102 131V130H101ZM109 131V129H108ZM122 131V130H121ZM33 132V131H32ZM61 132V131H60ZM67 132V131H66ZM71 132V131H70ZM88 132V131H87ZM96 132V131H95ZM111 132V131H110ZM119 132V130H118ZM20 133V132H19ZM23 133V132H22ZM37 133V132H36ZM47 133V132H46ZM62 133V132H61ZM107 133V131H106ZM17 134V133H16ZM32 134V133H31ZM30 134V135H31ZM63 134V133H62ZM76 134V133H74ZM91 134V133H90ZM94 134V133H93ZM108 134V133H107ZM116 134V133H115ZM15 135V134H14ZM23 135V134H22ZM21 135V136H22ZM34 135V134H33ZM61 135V134H60ZM80 135V134H79ZM109 135V134H108ZM118 135V134H117ZM124 135V133H123ZM122 135V136H123ZM26 136V135H25ZM42 136V135H40ZM56 136V135H55ZM73 136V135H72ZM75 136V135H74ZM73 136V137H74ZM83 136V135H82ZM87 136V135H86ZM106 136V135H105ZM17 137V136H14ZM20 138V134H18ZM53 137V136H52ZM110 137V136H109ZM119 137V135H118ZM234 137V138H233ZM31 138V137H30ZM62 138V137H61ZM112 138H115L114 136ZM154 138V139H153ZM55 139V138H54ZM53 139V140H54ZM57 139V137H56ZM102 139V138H101ZM116 139V138H115ZM114 139V140H115ZM134 139V138H133ZM212 139V143L218 148L219 151H212L210 149V141L208 144L198 146L200 140ZM92 140V139H91ZM109 140V139H108ZM125 140V139H124ZM16 141V140H15ZM14 141V142H15ZM49 141V140H48ZM52 141V140H51ZM66 141V140H64ZM73 141V140H72ZM83 141V140H82ZM120 141V139H119ZM123 141V139H122ZM130 141V140H129ZM133 141V140H132ZM22 141H20L21 144ZM92 142V141H91ZM116 142V141H115ZM114 142V143H115ZM128 142V141H127ZM153 142V143H154ZM7 143V142H6ZM11 143H13L11 141ZM19 143V142H17ZM16 143V144H17ZM23 143V142H22ZM80 143V142H79ZM84 143V142H83ZM121 143V142H116ZM126 143V142H125ZM136 143V142H135ZM159 143V142H158ZM15 144V145H16ZM26 144V143H25ZM41 144V143H40ZM101 144V143H100ZM103 144V142H102ZM109 144V143H108ZM139 144V143H137ZM155 144V143H154ZM174 144V145H170ZM18 145V144H17ZM23 145V144H22ZM120 145V144H119ZM131 145V144H129ZM161 145V144H160ZM14 146V145H13ZM40 146V145H39ZM78 146V145H77ZM81 146V145H80ZM134 146V145H133ZM12 147V146H11ZM84 147V145H83ZM113 147V145L111 146ZM125 147V146H124ZM129 147V146H128ZM138 147V146H137ZM142 147V146H141ZM103 148V147H102ZM130 148V147H129ZM139 148V147H138ZM137 148V149H138ZM147 148V147H146ZM145 148V149H146ZM151 148V147H150ZM158 148V147H157ZM224 148V149H223ZM32 149V148H31ZM116 149V148H115ZM113 149V150H115ZM125 149V148H124ZM152 149V148H151ZM156 149V148H155ZM166 149V148H164ZM13 150V149H12ZM92 150V149H91ZM98 150V149H95ZM142 150V149H141ZM148 150V149H147ZM154 150V149H153ZM161 150V149H160ZM108 151V150H107ZM136 151V150H135ZM134 151V152H135ZM143 151V150H142ZM145 151V150H144ZM37 152V151H36ZM42 152V151H41ZM82 152V151H81ZM86 152V151H85ZM137 152V151H136ZM147 152V151H146ZM153 152V151H152ZM88 153V152H86ZM97 153V152H96ZM162 153V152H160ZM128 154V153H127ZM144 155V153H143ZM148 155V154H147ZM153 155V154H152ZM164 155V154H163ZM39 156V154H38ZM107 156V155H106ZM109 156V155H108ZM122 156V155H121ZM120 156V157H121ZM146 156V155H145ZM157 156V155H156ZM53 157V156H52ZM143 157V156H142ZM93 158V157H92ZM109 158V157H108ZM113 158V157H110ZM117 158V157H116ZM128 158V157H127ZM99 159V158H98ZM104 159V158H103ZM102 159V160H103ZM55 160V159H54ZM90 160V159H89ZM105 160V159H104ZM129 160V159H128ZM132 160V159H131ZM60 161V160H59ZM93 161V160H92ZM110 161V160H109ZM130 161V160H129ZM138 161V160H137ZM63 162V161H62ZM113 162V161H112ZM90 163V162H89ZM111 163V162H110ZM115 163V162H114ZM131 163V162H130ZM255 163V164H254ZM98 164V163H97ZM119 164V163H117ZM133 164V163H132ZM189 164L191 167H189ZM207 164V165H206ZM103 165V163H102ZM101 165V166H102ZM120 165V164H119ZM138 165V164H137ZM136 165V167H137ZM144 165V164H143ZM148 165V164H147ZM99 166V167H101ZM122 166V163L121 165ZM127 166V165H126ZM129 166V165H128ZM140 166V165H139ZM106 167V166H105ZM109 167V166H108ZM141 167V166H140ZM127 168V167H126ZM180 169L179 173L172 174L174 177H166L167 173L175 169ZM30 169V168H29ZM42 169V168H41ZM94 169V168H93ZM146 169V168H145ZM46 170V169H45ZM98 170V169H96ZM112 170V169H111ZM110 170V171H111ZM139 170V169H138ZM68 171V170H66ZM125 171V170H124ZM131 171V170H130ZM254 171V170H252ZM38 173V171H36ZM102 172V171H101ZM109 172V171H108ZM129 172V171H128ZM135 172V171H134ZM144 172H146L144 170ZM113 173V172H111ZM138 173V172H137ZM143 173V172H142ZM151 173V174H152ZM172 173V172H170ZM32 174V173H31ZM34 174V173H33ZM103 174V173H102ZM127 174V173H126ZM35 175V174H34ZM145 175V174H144ZM147 175V173H146ZM36 176V175H35ZM104 176V175H103ZM108 176V175H106ZM128 176V174H127ZM152 175H150L151 177ZM78 177V176H77ZM139 177V176H138ZM142 177V176H141ZM145 177V176H144ZM36 178V177H35ZM40 178V177H39ZM74 178V177H73ZM107 178V177H106ZM129 178V176H128ZM152 178V177H151ZM86 179V178H85ZM109 179V177H108ZM112 178H110L111 180ZM261 179V178H260ZM32 180V178H31ZM79 180V179H78ZM88 180V179H87ZM116 180V179H114ZM132 180V179H131ZM150 180V179H149ZM161 180V179H160ZM33 181V180H32ZM112 181V180H111ZM120 180H118L119 182ZM155 181V180H154ZM159 181V180H157ZM70 182V181H69ZM90 182V181H89ZM128 182H130L128 180ZM160 182V181H159ZM163 182V181H162ZM66 183V182H65ZM73 183V182H70ZM135 182H133L134 184ZM246 183V182H245ZM252 183V182H251ZM35 184V183H34ZM84 184V183H83ZM158 184V183H156ZM183 184V183H182ZM187 184V183H186ZM250 184V183H249ZM79 185V184H78ZM141 185V184H140ZM165 185V184H164ZM176 185V184H175ZM33 186V185H32ZM39 186V185H38ZM120 186V185H119ZM147 186V185H146ZM148 185L147 187H149ZM160 186V185H159ZM243 186V185H242ZM260 186V184H259ZM162 187V186H161ZM165 187V186H164ZM168 187V186H167ZM183 187V186H182ZM189 187V186H188ZM261 187V186H260ZM259 187V188H260ZM151 188V187H150ZM156 188V187H155ZM186 188V187H185ZM253 188V187H252ZM89 189V188H88ZM132 189V188H131ZM137 189V188H136ZM149 189V188H148ZM147 189V190H148ZM159 189V188H158ZM167 190V188H165ZM254 189V188H253ZM139 190V189H138ZM151 191V189H149ZM157 190V189H156ZM161 190V189H160ZM166 190L164 192L168 193ZM241 190V189H240ZM31 191V190H30ZM153 191V190H152ZM163 191H158L162 194ZM62 193V192H61ZM65 193V192H64ZM88 193V192H87ZM261 193V192H260ZM154 194V193H153ZM79 195V194H78ZM85 195V194H84ZM152 195V194H151ZM167 195V194H165ZM168 195V196H169ZM89 196V194H88ZM106 196V195H105ZM104 196V197H105ZM160 196V195H159ZM190 196V195H189ZM87 197V196H86ZM170 197V196H169ZM32 198V197H31ZM91 198V197H89ZM154 198H158L155 196ZM40 199V198H39ZM110 199V198H109ZM147 199V198H146ZM160 199V198H159ZM170 199V198H169ZM255 199V198H254ZM43 200V199H42ZM140 200V198H139ZM158 200V199H157ZM231 200L237 202L238 211L231 207ZM121 201V199H120ZM132 201V200H131ZM144 201V199H143ZM147 201V200H146ZM257 201V199H256ZM24 202V201H22ZM28 202V200H27ZM34 202V201H33ZM123 202V201H121ZM153 202V201H152ZM165 202V201H164ZM32 203V202H31ZM37 203V202H36ZM135 203V202H133ZM140 203V202H139ZM146 203V202H145ZM16 204V203H15ZM30 204V203H29ZM28 204V205H29ZM89 204V203H88ZM123 204V203H122ZM121 204V206H122ZM143 204V203H142ZM168 204V203H167ZM4 205V204H3ZM116 205V204H115ZM130 205V204H128ZM127 205V206H128ZM145 205V204H144ZM143 205V206H144ZM159 205V204H158ZM13 208V205H11ZM23 206V205H22ZM25 206V205H24ZM30 206V205H29ZM34 206V205H33ZM135 206V205H134ZM138 206V205H137ZM150 206V205H148ZM147 206V208H148ZM152 206V205H151ZM150 206V207H151ZM219 206V208H216ZM123 207V206H122ZM139 207V206H138ZM199 207V206H198ZM3 208V207H2ZM15 208V206H14ZM22 208V207H21ZM50 208V207H49ZM93 208V207H92ZM114 208V205H113ZM116 208V207H115ZM155 208V207H153ZM176 216L173 217L174 223L179 229L187 227H193L192 219L186 215L182 208L177 205ZM10 209V208H9ZM19 209V208H18ZM28 209V208H27ZM43 209V208H42ZM140 209V208H139ZM142 209V208H141ZM149 209V208H148ZM162 209V208H161ZM5 210V209H4ZM15 210V209H14ZM120 210V209H119ZM125 210V209H124ZM153 210V209H152ZM43 211V210H42ZM136 211V210H135ZM149 210H147L148 212ZM157 211V210H156ZM13 212V211H12ZM38 212V211H37ZM123 212V211H122ZM130 212V211H129ZM128 212V215H129ZM138 212V210H137ZM162 212V211H161ZM194 212V211H193ZM233 212V213H232ZM1 213V212H0ZM11 213V212H10ZM118 213V212H117ZM116 213V214H117ZM140 213V212H139ZM149 213V212H148ZM154 213V212H153ZM159 213V212H158ZM167 213L166 211L164 212ZM15 214V213H13ZM42 214V213H41ZM47 214V213H46ZM157 214V213H156ZM168 214V213H167ZM205 214V213H204ZM230 217H225V215ZM22 215V214H21ZM33 215V214H31ZM37 215V214H36ZM40 215V213H39ZM115 215V214H114ZM142 215V214H141ZM211 215V214H210ZM4 216V215H3ZM27 216V215H26ZM22 217V216H21ZM30 217V216H29ZM115 217V216H114ZM118 217V216H117ZM121 217V216H120ZM133 217V216H132ZM131 217V218H132ZM153 217V216H152ZM151 217V218H152ZM179 218V220L176 219ZM18 218V217H17ZM23 218V217H22ZM107 218V217H106ZM124 218V217H122ZM126 218V217H125ZM155 218V217H154ZM16 219V218H15ZM33 219V218H32ZM36 219V217H35ZM46 219V218H45ZM77 219V218H76ZM85 219V218H84ZM101 220V218H99ZM110 219V218H109ZM121 219V218H119ZM172 219V220H173ZM29 221V219H27ZM134 220V219H132ZM152 220V219H150ZM3 221V220H1ZM0 221V222H1ZM27 221V222H28ZM69 221V220H68ZM85 221V220H84ZM89 221V220H88ZM98 221V220H97ZM102 221V220H101ZM117 221V220H116ZM131 221V220H130ZM10 222V221H9ZM26 222V221H25ZM49 222V221H48ZM132 222V221H131ZM135 222V221H133ZM132 222V223H133ZM15 223V222H14ZM23 223V222H22ZM59 223V222H58ZM105 223V221H104ZM112 223V222H111ZM128 223V221H127ZM153 223V222H152ZM159 223V222H157ZM31 224V223H30ZM39 224V223H38ZM87 224V223H86ZM89 224V223H88ZM98 224V223H97ZM102 224V223H101ZM218 224H222L221 227L217 228ZM10 225V224H9ZM13 225V224H12ZM42 225V224H41ZM40 225V226H41ZM140 225V224H137ZM142 225V223H141ZM8 226V224H7ZM37 226V225H36ZM52 226V225H51ZM64 226V225H62ZM74 226V225H72ZM109 226V225H107ZM111 226V225H110ZM130 226V225H129ZM11 227V226H10ZM14 227V226H13ZM58 227V226H57ZM76 227V226H75ZM125 227V226H124ZM167 227V226H166ZM169 227V226H168ZM7 228V227H6ZM46 228V227H45ZM65 228V227H64ZM108 227L103 229H107ZM164 228V227H163ZM162 228V229H163ZM5 229V228H4ZM20 229V228H19ZM38 229V228H37ZM80 229V228H79ZM82 229V228H81ZM221 229V230H220ZM6 230V229H5ZM23 230V229H21ZM28 230V229H27ZM36 230V229H35ZM72 230V229H71ZM97 230V227H96ZM95 230V231H96ZM127 230V229H126ZM153 230V229H152ZM192 230V229H191ZM4 231V230H3ZM34 231V230H33ZM61 231V230H59ZM58 231V233H59ZM74 231V229H73ZM103 231V230H101ZM132 231V230H131ZM134 231V230H133ZM197 232V230L195 229ZM203 231V230H202ZM2 232V231H1ZM5 232V231H4ZM3 232V233H4ZM68 232V231H67ZM70 232V231H69ZM111 232V231H110ZM79 233V231L77 232ZM98 233V232H97ZM101 233V232H99ZM20 234V233H19ZM23 234V233H21ZM73 234V233H72ZM80 234V233H79ZM105 234V233H104ZM108 234V233H107ZM142 234V233H141ZM37 235V234H36ZM44 235V234H43ZM61 235V234H60ZM67 235V234H66ZM71 235V234H70ZM75 235V233H74ZM106 235V234H105ZM111 235V234H110ZM115 235V234H114ZM118 235V234H117ZM8 236V235H7ZM11 236V235H10ZM16 236V235H15ZM29 236V235H28ZM39 236V235H38ZM45 236V235H44ZM96 236V235H95ZM4 237V236H3ZM3 237H0L3 239ZM88 237V236H87ZM201 237V238H200ZM4 239L0 242V263L1 264H28V255L26 251L17 250L14 246L10 244V241ZM19 239L22 236H18ZM24 238V237H23ZM36 238V237H35ZM65 238V237H64ZM96 238V237H95ZM186 238V237H185ZM82 239V238H80ZM80 239L78 241H80ZM117 239V238H116ZM119 239V238H118ZM11 240V239H10ZM46 240V239H45ZM60 240V239H59ZM120 240V239H119ZM166 240V239H165ZM77 241V240H76ZM96 241V240H95ZM105 241V240H104ZM151 241V240H150ZM236 241V240H235ZM239 241V242H241ZM24 242V241H23ZM94 242V241H93ZM92 242V243H93ZM109 242V241H108ZM120 242V241H119ZM122 242V241H121ZM144 242V241H143ZM169 242V241H167ZM234 242V241H233ZM15 243V242H13ZM18 243V241H17ZM51 243V242H50ZM81 243V242H80ZM107 243V242H106ZM90 244V243H89ZM98 244V243H97ZM126 244V243H125ZM240 243L235 245L239 247ZM27 245V244H26ZM96 245V244H95ZM233 245V244H231ZM82 246V244H81ZM132 246V245H131ZM27 247V246H25ZM36 247V246H35ZM49 247V246H48ZM59 247V246H58ZM100 247V245H99ZM98 247V248H99ZM127 247V246H126ZM129 247V246H128ZM134 247V246H133ZM174 247V246H173ZM19 248V247H18ZM43 248V247H42ZM61 250L56 253H47L45 263L41 264H108L107 261L102 258L96 249L91 248V246H71L69 244H62ZM130 248V247H129ZM128 248V249H129ZM156 252H160V257H155L153 252L150 253L147 258H133L124 256L121 259V264H165V262H170L173 259L172 251L168 245H154L152 246ZM193 248V247H192ZM34 249V248H33ZM53 249V248H52ZM116 249V248H115ZM113 249V250H115ZM121 249V248H120ZM43 250V249H42ZM141 250V248H140ZM153 250V251H154ZM28 251V250H27ZM45 251V249H44ZM100 251V250H98ZM35 252V251H34ZM37 252V250H36ZM121 252V251H120ZM28 253V252H27ZM155 253V251H154ZM183 253V252H182ZM29 254V253H28ZM31 254V253H30ZM32 255V254H31ZM30 255V256H31ZM38 255V254H37ZM159 255V254H155ZM106 256V255H105ZM30 259H32L30 257ZM34 259V258H33ZM179 261V260H178ZM37 262V261H36ZM173 262V261H172Z\"/></svg>",
	"mask_w": 264,
	"mask_h": 264
}]
</instances>
